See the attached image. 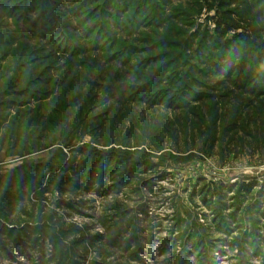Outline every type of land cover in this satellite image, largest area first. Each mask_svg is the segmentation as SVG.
<instances>
[{
	"label": "rangeland",
	"instance_id": "374dc122",
	"mask_svg": "<svg viewBox=\"0 0 264 264\" xmlns=\"http://www.w3.org/2000/svg\"><path fill=\"white\" fill-rule=\"evenodd\" d=\"M55 1L0 0V264H264V0Z\"/></svg>",
	"mask_w": 264,
	"mask_h": 264
},
{
	"label": "trees",
	"instance_id": "16d2710c",
	"mask_svg": "<svg viewBox=\"0 0 264 264\" xmlns=\"http://www.w3.org/2000/svg\"><path fill=\"white\" fill-rule=\"evenodd\" d=\"M64 0H60V1H55L56 3H62ZM240 0H229V4L234 5L239 7V12L247 15L248 17H252L251 14H253V11L250 10V12H248L244 7H240L239 3ZM54 2V1H53ZM65 4H67L65 2ZM54 8H58V7H54ZM212 8V7H210ZM106 9L104 8V11ZM238 26L235 24H226V27H224L221 31V34L225 37L226 34L231 31L234 28H237ZM105 30L102 29V31L100 32L103 33ZM105 34V33H104ZM243 35H241V33L237 34L236 36H234V40H229V39H225L224 41V45L217 44L215 41H213L212 43H205L204 45V50H202V52H200V58L197 59L198 63H191L189 65V67H192V70H194L195 74L194 75H200V77H193L191 76V70L187 71L185 73V84H184V91H183V95L182 98L180 99V101L178 102V107L180 108H184V106H188V104H190V106L192 104L194 105H198L200 102H205L207 100L209 101H213L214 99V93L212 91H209L210 89L208 88L210 86V83H204V80H207L206 78L209 77V75L212 72H215L214 69L216 70L217 67H221V72H225V71H229L231 69V66L233 63L236 64L237 60H233L234 57L236 56V54L239 52V44L241 41L245 40L242 38ZM251 46L254 49H251V51L248 53V59H246V65L247 66V61H248V71H253L254 69L256 70V77L258 78L259 83H254L252 82L251 85H249L248 88H252L249 89L251 90L252 94H255L258 96L264 95V41H262L260 44L254 45L251 44ZM221 47H224L227 50H232L231 55H229L228 57H224L226 55H224L223 51H221ZM244 48L245 45L243 47V50L241 51L242 54L240 55L241 58H243V52H244ZM228 54V52L226 53ZM237 58V57H236ZM226 61V62H224ZM228 61V62H227ZM239 64L241 63V59L238 60ZM225 63H228V65ZM212 64H214L216 66V68L212 69ZM243 67V65H240V68ZM204 81V82H203ZM203 82V83H202ZM250 84V83H249ZM151 103V102H150ZM121 143H118L117 141H110V144H122L124 146H126L122 141H120ZM129 144V142H127V145ZM87 177L90 179V171L88 173H86ZM79 178H82V175L78 174ZM67 183H68V187H75V188H79L81 186H79L77 184V179L71 178V179H66ZM241 188H243L244 190L246 189V191H248L249 186H245V185H241Z\"/></svg>",
	"mask_w": 264,
	"mask_h": 264
}]
</instances>
